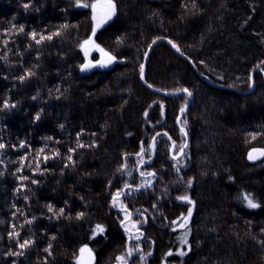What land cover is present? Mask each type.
Wrapping results in <instances>:
<instances>
[{"label": "trees", "instance_id": "obj_1", "mask_svg": "<svg viewBox=\"0 0 264 264\" xmlns=\"http://www.w3.org/2000/svg\"><path fill=\"white\" fill-rule=\"evenodd\" d=\"M116 4L117 15L93 37L92 11L76 7V0H0V143L7 146L0 149V264H74L73 254L85 244L94 264H120L127 245L121 204L132 221L146 220L138 224L142 239L132 241L143 252L129 264H264V155L254 163L246 157L252 149L264 151V0ZM33 31L37 40L52 39L38 44ZM90 37L116 57L111 68L82 73ZM165 38L180 54L156 44L145 81L155 90L186 88L193 95L180 115L188 144L179 159L173 157L185 138L177 119L188 95L156 94L140 79L148 47ZM252 73L254 89L246 93ZM157 133L153 163L152 153L141 163V142L147 149ZM152 179L151 187L141 186ZM125 183L143 189L111 207ZM241 192L260 207H243ZM185 195L192 204L177 199ZM49 204L65 208V215L54 216ZM189 208L192 215L180 227ZM79 212L85 215L77 220ZM96 224L106 231L90 239ZM188 228L187 255H177ZM13 232L19 237H10ZM17 239L33 243L11 256L21 251ZM49 244L52 255L45 251Z\"/></svg>", "mask_w": 264, "mask_h": 264}, {"label": "snow or ice", "instance_id": "obj_2", "mask_svg": "<svg viewBox=\"0 0 264 264\" xmlns=\"http://www.w3.org/2000/svg\"><path fill=\"white\" fill-rule=\"evenodd\" d=\"M25 7H27V5H25ZM76 7L78 8H90L91 11H92V20L95 22V26L93 27L92 29V36L94 37L96 35V31H97V28L99 27H103V25L107 24L110 20H112L116 15H117V4H116V0H94V2L92 3H89L88 0H76ZM193 7H195V4H193ZM64 28H67L68 25H63ZM20 32H23L24 31V28L21 26L20 29H19ZM60 33H56V35H59ZM36 36H37V33L36 32H32L31 33V38L33 40L36 41V43H40L42 40L44 39H48V40H51L52 39V36L49 35L47 37H45L44 35H40V38L39 40L36 39ZM173 48L176 49L177 52H180V48L172 43V41H168ZM119 43V41H118ZM153 43H155V41H153ZM89 44H94V41L91 39V37L87 40L84 41V45H89ZM95 47L101 52L103 53V55L105 57H107L106 61L104 62H97L99 64L100 67H107L109 64L113 63L116 61V57L110 55L109 53L107 52H104V49L102 48H99V45H95ZM87 54V53H86ZM181 55H183V53L181 52ZM96 65H94L91 61L88 62V65H83L81 66V71H85L87 69H89L90 67H94ZM259 68V65L257 66ZM29 75H32V73H29ZM140 75H141V80H144V66L141 65L140 66ZM21 81H23L25 79V77H21L20 78ZM145 83H147L145 81ZM147 86L149 88H152L153 85L152 84H147ZM57 91H59V89H57ZM157 91H159V89H157ZM183 91L185 93H187L188 96H191L192 93L188 91V89H183ZM4 107L5 108H8L9 105L7 102L4 103ZM12 107H15V105H12ZM151 107V105L149 106ZM160 108H161V114L163 115V104L160 105ZM184 112V108H181V113ZM145 115V118H147V111L144 113ZM36 120H39L40 119V115L37 114L36 117H35ZM61 127H63V125H61ZM183 131V129H182ZM130 135V134H129ZM157 135H160L159 133H157ZM163 135L167 136L168 134L167 133H163ZM46 139H52L51 137H47ZM79 139V137H78ZM169 139H171V137H169ZM155 145H156V138L155 136L152 138V143L148 146L147 149H145L144 145H143V142H141V149H140V152L137 153L136 155H138L140 158H141V163H143V157L144 155L147 153V154H151L154 150H155ZM21 148L25 147V142H21L20 145H19ZM89 146H94V145H89ZM5 147H7L5 144L3 143H0V149H4ZM79 147H85L84 144H79ZM173 147L175 148V145H173ZM187 147V145L185 144L183 147L180 148V152L183 153L184 151V148ZM75 151L74 149H69V152H73ZM253 151H257V150H253ZM40 153H43L44 152V149L41 148L39 150ZM59 152L57 151L56 152V156H59ZM261 155H264V151L261 152ZM253 156H252V153H249V159H252ZM24 159H26V157L22 158L21 159V166L23 167V161ZM48 157L45 156L44 157V160L47 161ZM69 160H71V156L68 157ZM173 159H176V157L174 156ZM38 166V165H37ZM65 167H67V165H65ZM127 167V165H124L121 167V169H119L120 171H124V169ZM19 171V169H18ZM130 175V173H129ZM141 176H144L145 173L144 172H141L140 173ZM148 176H155V173L154 172H150V173H147ZM22 179H28V177H23ZM32 183L33 184H36L38 183V181L36 180H32ZM141 186H146V187H151V183L150 182H145V184L141 185ZM189 186H191V181H189ZM126 190H131V191H126ZM140 190V186L136 187V188H132L131 185L125 183L124 185V189H121V190H118L112 197V201H113V204L112 206L115 207L117 205L118 202H120V197L122 195H131V192L132 191H139ZM178 200H182V201H186L187 203L189 204H192V200L187 196H178L177 197ZM244 199L247 201V205L249 208H258L260 207V205L256 202H254V200L250 197V196H245ZM67 204V201L65 202ZM153 207H155V205H153ZM47 209L49 212H52L54 216H56L57 218L60 217V216H63L65 215V208L61 207L59 208L58 210H55L53 208L52 205H47ZM120 210L124 213V219L120 221L121 223V227L124 228V231L125 233L127 234V250L125 252L124 255L122 256H119L117 257L118 261L120 262V264H128V261H129V258L132 257V255L135 253V252H143V250L140 248L139 246V243H137L135 246H132V241L135 240V241H140L143 237V233L140 232L139 230V227H138V224H142V223H146V220L144 221H132V213L128 211L127 207L123 206L121 204V207H120ZM147 211V210H145ZM85 213L83 212H79L76 214V219L77 220H80V219H83ZM192 215V209L189 208L188 209V213H187V216H185L184 214H181V220L184 221L183 224H180V227H184L185 224L188 222V219L189 217H191ZM66 218L68 219H72L71 216H67ZM127 221V223H126ZM33 221L32 220H28L27 223L28 224H31ZM173 224H177L178 221H172ZM129 224L131 225V228L129 227ZM131 229H135V233H133L131 231ZM175 230V229H173ZM106 229H105V226L102 225V224H96L95 225V228L92 229V235L90 236V239H95L96 236L98 235H103L105 233ZM10 237L11 236H15V237H19V233L18 232H13V233H10L9 234ZM56 237L53 236L52 239H55ZM185 244H187V240H184L183 241ZM17 243H18V246L19 248L21 249V251L19 252H9V255L11 256H22L24 254V249L28 248L31 246V244L33 243L32 241L30 240H24L23 242L19 241V239H17ZM51 248H52V245L49 244V246L45 249V251L49 254V255H52V252H51ZM74 264H94V253H93V249L92 248H89L88 245H83L81 246L79 249H78V252L77 253H74ZM152 253L151 251H149L147 253V256H151ZM173 255L172 251L170 250L168 253H166V257L167 256H171ZM177 255H180V256H184V255H187V253L183 250H181L180 252L177 253ZM142 259H146L145 256L142 255L141 257Z\"/></svg>", "mask_w": 264, "mask_h": 264}, {"label": "water", "instance_id": "obj_3", "mask_svg": "<svg viewBox=\"0 0 264 264\" xmlns=\"http://www.w3.org/2000/svg\"><path fill=\"white\" fill-rule=\"evenodd\" d=\"M110 22V21H109ZM108 22V23H109ZM95 23V22H94ZM106 25V24H105ZM104 26V25H103ZM169 40H167V39H158V40H155V43H153L149 48H148V50L146 51V55H145V59H144V61H143V66H144V74H145V66H146V61H147V59H148V57H149V55H150V52H151V50L155 47V45L156 44H158V43H164V44H168L169 46H170V48L174 51V52H176L177 53V51H176V49L175 48H173L172 47V45L168 42ZM178 53H180V52H178ZM106 59H107V57H105L104 55H103V53H101V56L97 59V60H90L94 65H96V66H94V67H90L89 69H87V70H85V71H82V73H88V72H91V70L92 69H109V68H111L112 67V64L113 63H111V64H109L107 67H100L99 66V64L97 63V62H104V61H106ZM83 65H88V62H85ZM82 65V66H83ZM254 70H256V69H254ZM254 73V72H253ZM253 73H252V75H253ZM252 75H251V77H252ZM251 87H250V89L246 92V93H252V91H253V88H254V85H253V81H252V78H251ZM205 82L207 83V84H209L210 86L212 85V86H216V87H221V86H219V85H216L215 83H213V82H210V81H208V80H205ZM141 83L144 85V86H147L146 85V83H145V75H144V80H141ZM148 87V86H147ZM149 88V87H148ZM151 91H153V92H156V93H159V94H161V95H163V96H166V97H168V96H177V95H179V94H182V93H185L183 90H180L179 92H172V93H170V92H168V93H166V92H162V91H155L154 89H152V88H149ZM187 94V93H186ZM191 101H192V95L191 96H189V100H188V102H187V104L184 106V112L190 107V103H191ZM180 115H181V110H180V113H179ZM180 115H179V118H178V120H177V125H179V121H180ZM182 130V129H181ZM163 133H165V132H162V134ZM158 135H155V138L157 137ZM152 143V142H151ZM173 143L171 144V146H170V150H171V153L173 152ZM255 150H257V151H253V150H251L249 153H252V156H253V158L252 159H249V153H248V155H247V157H248V159H249V161H254V162H256V161H258L259 159H261L262 158V156L263 155H261V152H262V150L261 149H255ZM179 154L181 155V152H179ZM180 155H178L179 157H180ZM154 156H155V153H154V151L152 152V159L150 160V162L149 163H152V160H153V158H154ZM177 156V157H178ZM143 165H147V164H143ZM147 188V187H146ZM140 189H143L142 187H140ZM112 204H113V201H112V203H111V207H113L112 206ZM133 233H135V230H131ZM132 258V257H131ZM131 258H129V261H128V263L130 262V260H131Z\"/></svg>", "mask_w": 264, "mask_h": 264}, {"label": "rangeland", "instance_id": "obj_4", "mask_svg": "<svg viewBox=\"0 0 264 264\" xmlns=\"http://www.w3.org/2000/svg\"><path fill=\"white\" fill-rule=\"evenodd\" d=\"M91 39L93 40V38L91 37ZM166 39V38H165ZM168 40V39H167ZM170 41V40H169ZM173 43V42H172ZM167 44V43H166ZM150 47V46H149ZM148 47V48H149ZM148 50V49H147ZM152 51V50H151ZM87 53V54H86ZM93 54H96L97 56H98V58L101 56V52L95 47V43L94 44H89V45H85L84 46V56H85V62H89L90 60H92V55ZM151 54V53H150ZM180 54V53H179ZM150 56V55H149ZM182 56V55H181ZM186 61H189L190 62V60L189 59H187L186 57H184V56H182ZM149 58V57H148ZM145 59V58H144ZM147 62V61H146ZM143 64V63H142ZM146 64V63H145ZM192 64V63H191ZM193 65V64H192ZM145 68H146V66H145ZM257 70V69H256ZM145 75V74H144ZM199 76H201V75H199ZM253 76V75H252ZM252 78V77H251ZM251 78H250V80H251ZM140 79H141V77H140ZM210 82H212V81H210ZM216 84V83H215ZM147 85V84H146ZM216 85H218V84H216ZM253 85H254V83H253ZM219 86H221V85H219ZM147 87V86H146ZM214 87H216V86H214ZM222 87H224L223 85L221 86V87H218V88H222ZM250 87H251V85H250ZM148 88V87H147ZM152 89H154L155 90V88H153L152 87ZM254 89V88H253ZM150 90V89H149ZM249 90V89H248ZM247 90V91H248ZM155 91H157V90H155ZM160 91V90H159ZM180 91V90H179ZM179 91H177V92H179ZM246 91V92H247ZM153 92V91H152ZM162 92H164V91H162ZM154 93H156V92H154ZM167 93V92H166ZM170 93H172V92H170ZM157 94V93H156ZM159 94V93H158ZM182 94H185V95H187L186 93H182ZM177 96H179V95H177ZM170 97V96H169ZM188 100H189V96H188ZM192 101H193V95H192ZM192 101H191V103H192ZM188 102V101H187ZM190 103V104H191ZM187 104V103H186ZM185 104V105H186ZM185 105H183V107L182 108H184V106ZM190 108V107H189ZM188 108V109H189ZM187 109V110H188ZM181 110V109H180ZM186 110V111H187ZM185 111V112H186ZM185 112H183V113H185ZM180 113V112H179ZM183 113H181V114H183ZM180 115V114H179ZM178 118H179V116H178ZM178 120V119H177ZM178 126V128L181 130V129H183V128H181V127H179V125H177ZM181 132H183L184 133V138H185V142H184V144L181 146V147H183L185 144L187 145L188 144V138H187V133H185V131H184V129H183V131L181 130ZM169 138V137H168ZM173 142L171 141V144H172ZM174 144V143H173ZM171 146V145H170ZM174 148V147H173ZM180 150V149H179ZM174 151V150H173ZM184 151H185V148H184ZM184 151H183V153H184ZM180 152V151H179ZM179 152L176 154V155H174L175 157H176V159H179V158H181L182 157V155H183V153H181V155L179 154ZM154 153H155V151H154ZM173 153V152H172ZM171 153V150H170V155L172 154ZM178 155H180V157L178 156ZM178 156V157H177ZM154 158H155V156H154ZM154 158H153V160H154ZM152 160V161H153ZM249 160V159H248ZM153 163V162H152ZM152 163H150V164H152ZM149 164V165H150ZM145 166H147V165H143V164H141L140 165V167H145ZM154 179H152V180H150V183L152 184V181H153ZM245 196H250L253 200H254V202H256V203H258V201L257 200H255L254 199V197L251 195V194H247V193H245V192H241L240 194H239V196L237 197V201H239V203L243 206V207H247L248 209H249V207H248V205H247V201L244 199V197ZM111 203H112V201H111ZM251 209H258V208H251ZM188 232H189V228H188V230H186L185 229V231H183V236H184V238L182 237L181 238V240H180V248L179 249H177L176 250V254L178 253V252H180L181 250H183V251H185V252H187V250H188V246H189V240H188ZM184 240H187V244H185L183 241ZM134 241V240H133ZM126 250H127V245H126ZM132 259V258H131ZM132 260H130V262H131ZM129 262V263H130ZM128 263V264H129Z\"/></svg>", "mask_w": 264, "mask_h": 264}, {"label": "flooded vegetation", "instance_id": "obj_5", "mask_svg": "<svg viewBox=\"0 0 264 264\" xmlns=\"http://www.w3.org/2000/svg\"><path fill=\"white\" fill-rule=\"evenodd\" d=\"M252 150H253V149H252ZM250 151H251V150H250ZM250 151H249V152H250ZM249 152H248V153H249ZM248 153H247V155H248ZM246 157H247V156H246ZM247 160H248V157H247ZM248 161H249V160H248ZM249 162L254 163V161H249Z\"/></svg>", "mask_w": 264, "mask_h": 264}]
</instances>
